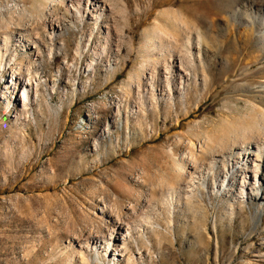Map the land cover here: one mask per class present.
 Segmentation results:
<instances>
[{
    "label": "rangeland",
    "instance_id": "obj_1",
    "mask_svg": "<svg viewBox=\"0 0 264 264\" xmlns=\"http://www.w3.org/2000/svg\"><path fill=\"white\" fill-rule=\"evenodd\" d=\"M158 1L103 0L117 10L111 15L106 6L96 22L90 13L95 7L86 0H64L59 7L52 0H0V24L10 22L9 47L16 48L21 71L29 55L37 59L35 45L42 53L32 67L40 82L29 118L18 121L21 105L12 100L6 109L0 95V264H125L128 257L133 264H264V200L238 196L241 170L231 188L213 191L218 174L226 172L223 160L227 164L234 156L223 152L215 156V171L206 170L207 145L229 138L230 127L242 124L245 113L253 116V106L264 112V48L257 29L231 22L227 33L221 13L234 0ZM33 6L36 15L30 17ZM177 14L189 25L200 22L212 51L204 55L203 41L198 54L194 44L189 56L181 53L188 56L185 63L166 52L163 66L161 51L147 49L146 40L157 21L173 32L166 20ZM104 22L111 30L107 39ZM51 23L58 27L51 30ZM20 34L36 42L26 54L15 46L13 37ZM182 34L177 33L181 48ZM78 43L82 54L76 58ZM179 69L188 74L184 87ZM138 71L139 89L132 77ZM7 80L1 72L0 92ZM192 154L198 158L194 169L205 170L190 187L193 202L174 194L173 210L159 200V184L176 186L178 163L193 172ZM140 213L159 224L154 227L160 236L132 230L125 242L114 244L126 247L114 261L100 262L85 251V239L132 224Z\"/></svg>",
    "mask_w": 264,
    "mask_h": 264
},
{
    "label": "bare ground",
    "instance_id": "obj_2",
    "mask_svg": "<svg viewBox=\"0 0 264 264\" xmlns=\"http://www.w3.org/2000/svg\"><path fill=\"white\" fill-rule=\"evenodd\" d=\"M52 1L54 3L53 6H58V7H59V4L64 2V0H52ZM77 1H80V0H77ZM116 1H118V0H116ZM74 2H76V0H74ZM86 2H87V7H88V4H90L89 6H91V7H95L91 10L90 13L94 14L91 16H92V18H94L96 20V22L102 21V17L105 16L106 6L109 9V12H111V15L114 14L115 9H116L115 6H112L110 4H106L105 2H103V0H86ZM167 2L170 3L169 1H167ZM165 4H166V2H165ZM196 4H197V2H196ZM209 5L211 7H213L211 4H209ZM209 5H208V7H210ZM42 6H44V5H41V8H42ZM200 6L201 5H199V7ZM204 7H205V5H204ZM194 8H193V10H194ZM205 8H207V7H205ZM64 9L66 12H69L70 8L68 9V8L64 7ZM73 10L75 11V13H74L75 15H77V16L80 15L78 7H76V9H73ZM188 10H189V8H188ZM212 10H216V9H212ZM30 11H31L30 17H34L36 15V7H34V6L31 7ZM200 11H203V9H201V7L199 8L198 12H200ZM15 12H16L15 10H12L9 14V16H11V22H12V20H14L12 15ZM24 12H25V10H23L22 12H19L17 14V17L20 21H22V19H23L22 17H23ZM196 12H197V10H196ZM198 12H197V15H198ZM189 13H191V11ZM205 13H207V12H205ZM214 13H213V15H215ZM53 14H55V13L53 12ZM193 14L195 16V13H193ZM218 14H220V12ZM221 14H224V16H225L224 21H223V25H224L227 33L229 32V26L231 25V22L236 23V22H242L243 21V23H246V24L248 23L257 29V32L259 34L260 43L262 44V46L264 48V3L257 4L256 1H254V0H234L231 4H229L227 6L226 9L222 10ZM44 15L45 14L43 12L41 16L43 17ZM107 15H109V14H107ZM111 15H109V16H111ZM171 15L168 16V19L166 17V19H167L166 21L169 22L173 32H167V30L165 29L166 25H164L166 23L162 24V22L157 21L156 25L154 26V30H152L151 33L149 34L150 37L147 38V40H146V48L147 49H149L148 47H153V48L157 47L158 50L161 51L160 53H162V54L160 57L163 58L162 59L163 60L162 61L163 66H165L164 55L166 52H169V54H171V55L173 53H177V56H178V59L180 60V63H181V61H184V63H185V62H188L186 60H189V59H187L189 56L188 53L191 54L190 49H191V46H193L194 44L196 45V47L194 49H196L198 54L200 53V50L202 48H204V46L202 44L203 41H205V43H206V46L203 49L204 55L206 52L212 51L210 49H212L213 46H211V44L209 43L210 41L208 42V45L206 42L207 41L206 40L207 36L205 38V35H207V34H205L206 32H203L204 30L202 31V29H201L202 25L198 26V24L200 23L199 22L200 20L198 21L199 23H197V25L194 24V22L190 23L192 25H189V23H187V20L186 21L182 20L181 18H179L178 14H177L178 18H176L175 16H171ZM180 15H181V13H180ZM186 15H188V14L186 13ZM114 16H116V15H114ZM35 18H36V20H39L40 22L43 20L40 18V15H39V17L37 16ZM112 18H114V17H112ZM182 18H184V15ZM185 18H186V16H185ZM199 18H201L200 15H199ZM186 19H188V18H186ZM203 19H205L204 16H203ZM31 20H33V18ZM36 20L34 19V21H36ZM160 20H161V18H160ZM34 21H33V24L35 23V25H37L36 22H34ZM191 21H195V19H193ZM191 21H189V22H191ZM205 21H207V20L205 19ZM195 22H197V18H196ZM13 24H14V22H12V25ZM3 25H5V26H3ZM16 25L19 26L18 23ZM30 25H32V23ZM9 26H10V22H8L6 20H3L2 23L0 24V41L3 43L2 45H0V73L3 72L6 76L8 75V78H9V80H7V82H6L7 87L4 89L5 93L0 92L1 93L0 95H1V99H3L5 104H6V109L9 108L12 100L17 101L15 103H18L19 106L21 105L22 110L17 113L16 119L18 121H20L21 117L23 116V120H27V118H29L28 113L32 109L33 103L37 100V98L39 96L38 85H39L40 80L37 78L38 73L32 67L35 64V62L37 61V59L40 58L42 53L39 52V49L37 48L38 46L35 45L36 42L31 41L29 39V36L26 38L25 35L20 34L19 37H13L14 42H15V46L21 48V51H23V53H25V54L28 53V48L31 46V49H32V47H33L32 45H35L34 49H37V55H35V57H37V59L33 58L32 56L29 55L27 57L26 68L23 71H21L22 69L20 67H18V64L16 63V57L18 56V53L16 52V48H14L15 52L14 51L12 52L10 47H9L10 40L12 39V37L10 35H8V33H6L8 31L6 29H10ZM49 26H50L51 30H54V28L58 27V25H55L54 23L49 24ZM96 26H97V24H95V29H96ZM103 28L105 29V39H107L110 36V31H111L110 27L107 25V23H105ZM33 30H36V28ZM178 32L181 34L183 33L182 35H184V37H185V44H183L184 45L183 48L178 46V44H179L178 38H180V36L177 37ZM229 34H232V33H229ZM38 38L39 37H37V35L35 37L33 36V39L37 40V42H38ZM39 43H40V41H39ZM234 43H235V41H234ZM52 51H53V48L48 49L49 55L52 54ZM146 51L148 52V50H146ZM181 53L187 54L188 55L187 58H185V56L182 57ZM81 54H82V50H81L79 43H78L77 47H76L75 57L79 58L81 56ZM224 58H225V56H224ZM65 61H66V58H64L63 63ZM191 61H193V60H191ZM226 61H225V63H226ZM148 62H149L150 67L152 69H154L156 66L155 65L156 62H153L151 59ZM116 64H118V63H116ZM191 64L192 63L190 62V65ZM228 64H229V62H228ZM230 66L231 65H229V67ZM149 71H151V70H149ZM140 73L142 74V71H138L137 73L133 74V76H132L133 79L136 80L135 86H137L138 89L141 86L140 85V81H141L140 80ZM19 74L25 75L24 81H20V79L18 78ZM262 76L264 77V75H262ZM187 78H188V74L182 73V70L179 69V80H180V84L182 85V87H184L183 85L188 81ZM263 83H264V81H263ZM263 86H264V84H263ZM129 90H130V88H129ZM5 94L9 96V99L6 98ZM262 94H264V90H263ZM251 110L254 113L253 116L249 115L248 114L249 112L245 113V115L243 116L244 118H243L242 124H240L236 129H235V127H232V128L230 127V129H232V131H231V135L229 136V138L226 139V137H224L225 138L224 139L223 137H221V139L217 143V145H215L213 147L207 145V147H206V149H208V153L206 151L207 156H208L207 168H206L207 173L211 172V171H215L214 168H215V164L217 163L216 162L217 159L215 158V156L221 155V153H223V152H226L231 157L234 156V158L232 160H228L227 164L225 162L227 160H223V163H225L223 165H224V168L226 169V172H224L223 175L218 174L219 177L221 176L220 177L221 180L219 181L217 186H216V182H213V186H212L213 191L215 189H216V191H222L224 186H226V187L228 186L229 188H231L233 186V182H234V173H236L238 170H241V172L240 171L239 172L243 173L244 176H241V175H240L241 177L239 176L240 177V182H239L240 187H239V191H238V196L242 199L245 198L247 201H255L257 199L264 200V112L263 111L259 112L260 110L258 111V109H256L255 106H253ZM138 112L142 113V110L140 109L139 106H138ZM119 114L120 113L117 111V113L114 116L117 117ZM249 118L251 120H249ZM250 122H251V124H250ZM104 131L109 132L108 129H105ZM229 132H228V135H229ZM191 156H190L191 157L190 159L192 161L191 160L190 161L193 162L192 168L194 169V165H196L198 163V160H197L198 158H196L193 154ZM196 166H195V168H196ZM204 167H205V165H204ZM203 170H205V169H203ZM203 170H195L194 169L193 172H187L184 164L178 163V165H176V182H175L176 186L171 187V183H170V187L163 189L165 182L160 183L158 189L163 191V193H161V198L159 200L174 210V206H173V202H172L173 198H174V194L183 193L185 195V197L183 199L186 200L185 201L186 204L192 203L193 202V196H195V195H194V190L190 189V187L194 184L195 178L202 176ZM195 174H197V175H195ZM185 175H187V177H188L187 178V180H189L188 182H186V180H183ZM182 181L185 182V185L182 183ZM183 185L185 186V188L182 190ZM229 188H227V190H229ZM236 190H238V188H236ZM259 192H261L260 198H258ZM101 212H102V210H101ZM140 214H139V216H140ZM155 224H156V227L159 226V224L152 222V218L149 215L141 214V216L136 221H134L132 224L125 223L123 225V227H121V228L119 225H115V227L112 229V231L107 233L105 236L104 235L101 237L100 236H94V238L85 239L86 247L84 249H85V251H88L89 253L94 254L96 256L97 260L100 262L103 261L105 258H109V259L112 258V261H114V260L123 256L122 252H124V249H126L124 242L132 230H134V229L136 230V228H138V232H141L140 233L141 236L144 234V231H146V230H149L152 233L160 236V233L157 232L156 227H154ZM124 227H126V228L123 229ZM97 238L100 239L101 241L96 240ZM120 239L122 241H124L122 243V247L121 248L114 247V244L116 243V241H119ZM147 243H149V242L147 241ZM133 261L134 260L131 257H128L125 264H133ZM113 264H114V262H113Z\"/></svg>",
    "mask_w": 264,
    "mask_h": 264
}]
</instances>
